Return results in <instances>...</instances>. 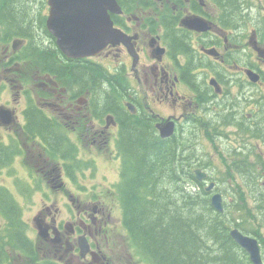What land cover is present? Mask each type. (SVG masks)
I'll use <instances>...</instances> for the list:
<instances>
[{
    "label": "flooded vegetation",
    "instance_id": "flooded-vegetation-1",
    "mask_svg": "<svg viewBox=\"0 0 264 264\" xmlns=\"http://www.w3.org/2000/svg\"><path fill=\"white\" fill-rule=\"evenodd\" d=\"M16 1L33 24L0 0V264H150L125 225L134 128L174 149L177 213H219L264 264V0H115L86 54L59 45L50 0Z\"/></svg>",
    "mask_w": 264,
    "mask_h": 264
},
{
    "label": "trees",
    "instance_id": "trees-1",
    "mask_svg": "<svg viewBox=\"0 0 264 264\" xmlns=\"http://www.w3.org/2000/svg\"><path fill=\"white\" fill-rule=\"evenodd\" d=\"M6 9L13 24H33L18 1L10 0ZM38 26L42 28L40 23ZM150 137V133L137 128L130 132V156L126 160L131 165L122 175L125 225L138 250L150 264H251L245 251L222 229L219 213H214L213 229L209 227L211 220L201 215L202 222L195 221L192 212L184 218L177 213L175 199L161 187L162 179L171 182L175 151L152 145ZM243 229L249 231L247 227ZM211 240L213 245H209Z\"/></svg>",
    "mask_w": 264,
    "mask_h": 264
},
{
    "label": "water",
    "instance_id": "water-1",
    "mask_svg": "<svg viewBox=\"0 0 264 264\" xmlns=\"http://www.w3.org/2000/svg\"><path fill=\"white\" fill-rule=\"evenodd\" d=\"M50 2L52 11L48 26L57 35L58 43L63 49L66 37H74V48L79 54L91 53L94 48L100 49L109 40L107 10L119 9L115 0H50ZM95 17L101 18V22H95ZM213 202L217 210H221L219 195L213 197ZM230 236L246 250L252 264H262L259 248L253 237L244 235L237 229H231Z\"/></svg>",
    "mask_w": 264,
    "mask_h": 264
},
{
    "label": "rangeland",
    "instance_id": "rangeland-1",
    "mask_svg": "<svg viewBox=\"0 0 264 264\" xmlns=\"http://www.w3.org/2000/svg\"><path fill=\"white\" fill-rule=\"evenodd\" d=\"M204 136H206V134H204ZM204 144H205L206 147H209V144H208L206 141L204 142ZM174 169H175V166H174ZM110 174L114 175V177H112V176L110 175L112 178H116V177H117V173H116V172H111ZM211 177H212V179H214L212 173H211ZM214 180H215V179H214ZM207 185H208V184H206V186H207ZM162 186H163V184L161 183V187H162ZM166 187L169 188V186H167V185H166ZM219 203H220V202H219ZM30 205H31V201H28L27 203H24V217H25V218H27V217L30 215V211H29V210H30V207H29ZM22 216H23V214H22ZM12 255L15 256V253L12 252ZM212 255H213V254H212ZM211 264H212V263H211Z\"/></svg>",
    "mask_w": 264,
    "mask_h": 264
},
{
    "label": "bare ground",
    "instance_id": "bare-ground-1",
    "mask_svg": "<svg viewBox=\"0 0 264 264\" xmlns=\"http://www.w3.org/2000/svg\"><path fill=\"white\" fill-rule=\"evenodd\" d=\"M47 1V0H46ZM35 2V1H34ZM38 2V1H37ZM45 2V1H44ZM47 2H49V1H47ZM48 7V6H47ZM46 7V8H47ZM33 10V9H32ZM124 10V9H123ZM50 12V11H49ZM110 14V13H109ZM121 15V14H120ZM36 20V19H35ZM45 20H47V19H45ZM1 21V20H0ZM110 26V25H109ZM119 29V28H118ZM42 31V30H41ZM48 31V30H47ZM25 33V32H24ZM30 33V32H29ZM23 37V36H22ZM72 40V39H71ZM113 40V39H112ZM117 40V39H116ZM33 41V40H32ZM28 42V41H27ZM20 43V42H19ZM23 43V42H22ZM109 43V42H108ZM38 44V43H37ZM103 48V47H102ZM57 50V49H56ZM98 50V49H97ZM26 53H28V52H26ZM41 54V53H40ZM28 55V54H27ZM39 56V55H38ZM86 56V55H85ZM74 57V56H73ZM39 59V58H38ZM76 59V58H75ZM40 64V63H39ZM104 67V66H103ZM93 68V67H92ZM52 69V68H51ZM95 70V69H94ZM92 71V70H91ZM95 74H96V72H94ZM92 79V78H91ZM93 81V80H92ZM102 82V81H101ZM115 84V83H114ZM93 85V84H92ZM108 85V84H107ZM95 86V85H94ZM112 86H113V84H112ZM101 88V87H100ZM105 88V87H104ZM105 91V90H104ZM101 92V91H100ZM110 100V99H109Z\"/></svg>",
    "mask_w": 264,
    "mask_h": 264
}]
</instances>
